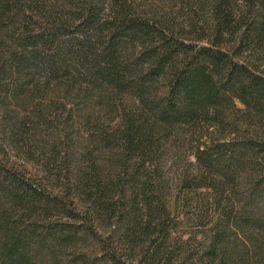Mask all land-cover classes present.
Returning <instances> with one entry per match:
<instances>
[{"label": "trees", "instance_id": "trees-1", "mask_svg": "<svg viewBox=\"0 0 264 264\" xmlns=\"http://www.w3.org/2000/svg\"><path fill=\"white\" fill-rule=\"evenodd\" d=\"M0 264H264V0H0Z\"/></svg>", "mask_w": 264, "mask_h": 264}]
</instances>
